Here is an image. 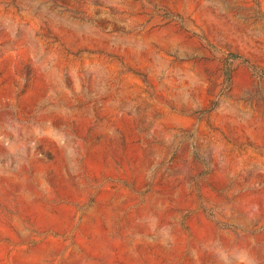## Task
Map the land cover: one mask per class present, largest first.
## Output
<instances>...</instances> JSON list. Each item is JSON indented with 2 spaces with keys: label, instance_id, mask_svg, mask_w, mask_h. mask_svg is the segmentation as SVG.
I'll return each instance as SVG.
<instances>
[{
  "label": "rangeland",
  "instance_id": "rangeland-1",
  "mask_svg": "<svg viewBox=\"0 0 264 264\" xmlns=\"http://www.w3.org/2000/svg\"><path fill=\"white\" fill-rule=\"evenodd\" d=\"M0 264H264V0H0Z\"/></svg>",
  "mask_w": 264,
  "mask_h": 264
},
{
  "label": "trees",
  "instance_id": "trees-1",
  "mask_svg": "<svg viewBox=\"0 0 264 264\" xmlns=\"http://www.w3.org/2000/svg\"><path fill=\"white\" fill-rule=\"evenodd\" d=\"M231 73H232V69L230 66H228L226 69H225V74L227 75L228 78L231 77Z\"/></svg>",
  "mask_w": 264,
  "mask_h": 264
}]
</instances>
